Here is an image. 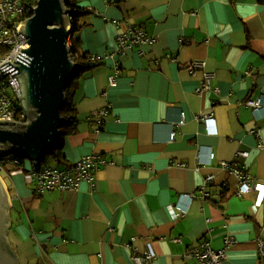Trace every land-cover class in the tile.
Segmentation results:
<instances>
[{
	"label": "crops",
	"instance_id": "0c3cea01",
	"mask_svg": "<svg viewBox=\"0 0 264 264\" xmlns=\"http://www.w3.org/2000/svg\"><path fill=\"white\" fill-rule=\"evenodd\" d=\"M73 1L90 10L80 20L82 50L101 60L77 80L78 128L64 138L65 162L52 161L66 167L93 154L97 166L77 190L40 192L27 171L7 165L0 175L19 264H136L133 254L149 244L154 264H194L189 251L204 242L222 249L228 239L222 264H260L264 198L240 195L221 162L264 184V0ZM129 26L156 39L143 54L118 53ZM196 60L213 74L212 89H202L203 70L188 69ZM250 98L262 99L259 111ZM210 113L208 123L197 118Z\"/></svg>",
	"mask_w": 264,
	"mask_h": 264
},
{
	"label": "built area",
	"instance_id": "2783aa9c",
	"mask_svg": "<svg viewBox=\"0 0 264 264\" xmlns=\"http://www.w3.org/2000/svg\"><path fill=\"white\" fill-rule=\"evenodd\" d=\"M28 0H3L0 2V66L4 63L14 61L22 47L29 48L30 43L28 38L18 31L21 21L26 17L29 7ZM68 18L69 14H68ZM156 41L154 37L149 36L143 27L129 26L128 30L119 36L118 53H125L128 49L138 48L140 54H143L142 46L145 44H153ZM68 45H71L70 40ZM92 62H99L100 56L91 55ZM191 73H196L199 69L203 70L204 83L203 90L212 89L211 80L213 74L206 71V63L202 60L191 62L188 66ZM120 73L119 69L110 76V83L115 85L117 77ZM18 73L12 76L11 73L2 75L0 70V118H12L15 121L25 123L28 121L19 99L22 97L20 83L17 78ZM246 104L253 108L254 111H259L262 108V99H248ZM106 109L97 113V117L106 115ZM213 113L197 116L198 120L206 123L213 120ZM185 123L184 114L175 124L174 129L170 134V139L174 140L177 135V127ZM238 157H247L249 152L240 150L237 152ZM211 157H214L212 154ZM225 169H228L238 179V193L246 195L252 190L258 191L259 200L257 204H261L264 198V184L253 180L246 167L240 166L237 163L221 162ZM7 165L18 168L21 171L28 172L37 184V190L40 192L61 191L67 192L77 190L85 181H92L94 174L93 170L97 166L96 156L91 154L83 156L75 163L66 166H50L43 160H31L22 156H0V174L6 173ZM214 179V175L210 174L206 177L204 185L200 188V192L204 198L209 195L207 186ZM187 197H194L193 194H186ZM175 218L185 215L186 210H172ZM234 243L233 239L226 240L225 247L215 249L211 242H204L189 251L187 257L195 259L194 264H222L226 258L227 249ZM260 264H264V240L259 243ZM156 254L151 246L148 245L147 251L144 254L135 252L133 259L136 264H154Z\"/></svg>",
	"mask_w": 264,
	"mask_h": 264
},
{
	"label": "water",
	"instance_id": "95a60500",
	"mask_svg": "<svg viewBox=\"0 0 264 264\" xmlns=\"http://www.w3.org/2000/svg\"><path fill=\"white\" fill-rule=\"evenodd\" d=\"M68 14L64 0H38L33 15L25 17L18 27L30 47H22L14 64L4 63L0 70L3 76L18 73L19 101L28 121L0 118V156L43 160L60 140L66 87L76 68L68 45ZM8 245L13 259L5 253L0 263L19 264L9 239Z\"/></svg>",
	"mask_w": 264,
	"mask_h": 264
},
{
	"label": "trees",
	"instance_id": "16d2710c",
	"mask_svg": "<svg viewBox=\"0 0 264 264\" xmlns=\"http://www.w3.org/2000/svg\"><path fill=\"white\" fill-rule=\"evenodd\" d=\"M38 0H28L29 11L26 15L27 18L31 17L34 13V7L37 5ZM69 12V24L71 26L70 34V51L76 63L74 73L66 87V103L62 108L63 122L61 125V136L57 146L49 151L47 154L50 158L59 164L65 162V154L63 153L64 138L77 131V108L74 100V94L77 87V80L87 71L93 69L98 65V62H92L90 56L82 50L81 38L79 31L82 28L80 24L81 17L90 13V10L83 5H80L73 0H64ZM45 155L44 160L48 157ZM14 154H9V156ZM8 156V155H6Z\"/></svg>",
	"mask_w": 264,
	"mask_h": 264
},
{
	"label": "flooded vegetation",
	"instance_id": "af4514ba",
	"mask_svg": "<svg viewBox=\"0 0 264 264\" xmlns=\"http://www.w3.org/2000/svg\"><path fill=\"white\" fill-rule=\"evenodd\" d=\"M9 194L10 190L5 184L2 175H0V260H3L2 256H4L5 253L9 254L10 257L12 256L8 245L10 213L12 210L10 207L11 202L9 199ZM11 258L13 259V256Z\"/></svg>",
	"mask_w": 264,
	"mask_h": 264
},
{
	"label": "rangeland",
	"instance_id": "374dc122",
	"mask_svg": "<svg viewBox=\"0 0 264 264\" xmlns=\"http://www.w3.org/2000/svg\"><path fill=\"white\" fill-rule=\"evenodd\" d=\"M47 158L44 160V162L46 163V164H48V165H50V166H53L54 165V161H52V159L50 158V155L49 154H47Z\"/></svg>",
	"mask_w": 264,
	"mask_h": 264
},
{
	"label": "clouds",
	"instance_id": "9594fccd",
	"mask_svg": "<svg viewBox=\"0 0 264 264\" xmlns=\"http://www.w3.org/2000/svg\"><path fill=\"white\" fill-rule=\"evenodd\" d=\"M68 20H69V18H68ZM69 40H70V37H69Z\"/></svg>",
	"mask_w": 264,
	"mask_h": 264
}]
</instances>
